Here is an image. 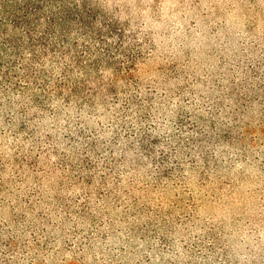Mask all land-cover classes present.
Listing matches in <instances>:
<instances>
[{
	"label": "rangeland",
	"instance_id": "374dc122",
	"mask_svg": "<svg viewBox=\"0 0 264 264\" xmlns=\"http://www.w3.org/2000/svg\"><path fill=\"white\" fill-rule=\"evenodd\" d=\"M88 3L67 81L0 48V264H264V0Z\"/></svg>",
	"mask_w": 264,
	"mask_h": 264
},
{
	"label": "trees",
	"instance_id": "16d2710c",
	"mask_svg": "<svg viewBox=\"0 0 264 264\" xmlns=\"http://www.w3.org/2000/svg\"><path fill=\"white\" fill-rule=\"evenodd\" d=\"M96 21L88 0H0V48L13 50L20 60L28 63L25 66L28 72H31V62L43 68L68 59L70 64L66 65L62 76V81H67V70L70 66H77L81 55L86 56L91 51L90 42L108 45L102 29H95ZM82 38L88 40L80 45L82 50H76L72 55L71 48L77 49ZM101 56L100 52L90 57ZM97 62L95 60L93 66ZM41 73L38 71V80L42 78L46 82L48 75Z\"/></svg>",
	"mask_w": 264,
	"mask_h": 264
}]
</instances>
